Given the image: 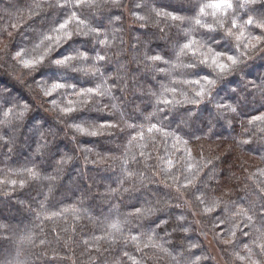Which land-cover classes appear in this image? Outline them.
I'll return each instance as SVG.
<instances>
[{
    "label": "clouds",
    "instance_id": "1",
    "mask_svg": "<svg viewBox=\"0 0 264 264\" xmlns=\"http://www.w3.org/2000/svg\"><path fill=\"white\" fill-rule=\"evenodd\" d=\"M0 264H264V0H0Z\"/></svg>",
    "mask_w": 264,
    "mask_h": 264
}]
</instances>
